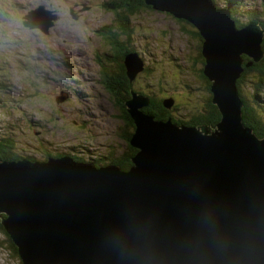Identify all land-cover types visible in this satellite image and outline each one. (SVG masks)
I'll list each match as a JSON object with an SVG mask.
<instances>
[{
    "label": "water",
    "instance_id": "95a60500",
    "mask_svg": "<svg viewBox=\"0 0 264 264\" xmlns=\"http://www.w3.org/2000/svg\"><path fill=\"white\" fill-rule=\"evenodd\" d=\"M144 1L199 32L221 119L159 120L133 92L125 105L138 151L128 170L70 156L0 161V217L22 264H264V139L243 124L235 85L263 57L262 31L256 20L234 29L213 0ZM23 18L49 34L59 16L39 6ZM143 63L125 57L129 81Z\"/></svg>",
    "mask_w": 264,
    "mask_h": 264
},
{
    "label": "rangeland",
    "instance_id": "374dc122",
    "mask_svg": "<svg viewBox=\"0 0 264 264\" xmlns=\"http://www.w3.org/2000/svg\"><path fill=\"white\" fill-rule=\"evenodd\" d=\"M94 1L104 0H89L90 3ZM239 1L215 0L219 5L216 8L222 9V14L228 17V20H234L237 25L234 29L242 28L239 24L248 22L252 7L264 9V0H242L245 4L242 11L236 10L232 13L231 8ZM86 2L0 0V9L12 13L10 19L5 17L0 23V65L5 66H0V82H3V85L0 84V133L7 134L6 137L17 143L16 150L22 157L28 155L41 158L42 155L47 159H61L63 156H59L60 153L70 154L74 148L75 153L79 155H90L93 158L96 155H107L112 158V143L119 144L121 149L128 145L124 139L125 133L118 130V126L122 125L118 109L122 99L117 100L112 91L109 92L101 86V82H105L107 77L100 71L96 61L92 60L94 53L103 49L97 48L100 46L97 38H89L93 33L92 12ZM38 5L61 14V19L53 20L56 27L50 29L51 34L47 35L49 38L38 29L24 27L23 18L20 17ZM146 6L142 11L130 16L133 44L139 46L146 55L148 50L153 55V60L148 59L152 62L149 73L137 80V94H154L157 99H175L174 105L176 102L175 106L179 105L180 108L178 118L183 121L184 118L189 120L197 113L204 112V105L209 99L213 106H217L213 102V95L208 93L205 96V88L200 89L203 82L198 73L203 63L205 68L206 59L202 50V55H198V41L189 32L195 30V27L192 24L177 23V19L172 15L150 9L147 4ZM74 14H82L81 20L76 21ZM259 16H264L262 10ZM110 20L111 15H106V23ZM195 57L199 59L198 63L194 62ZM29 64L33 70L27 67ZM72 72L80 75H73ZM126 76L128 77L127 74ZM160 76L161 85L157 84ZM255 76L253 72L247 74L239 83L241 93L248 102L247 107L254 109L256 104L252 96L260 82V78ZM240 77L236 79V87ZM81 78L83 81L76 82L75 79ZM74 83L78 89H74L77 95L83 96L79 99L69 86ZM62 91L67 93V97L57 102L56 98L62 96ZM260 93L264 97V86ZM183 94L192 101L189 102ZM147 109L150 110L149 107ZM257 109L259 116L263 118L259 117L264 126V108ZM36 121L42 122V125L35 124ZM131 123L134 126L132 130L128 126H124L123 130L129 128L134 132L136 128L133 120ZM104 143L109 147L106 148ZM129 144L131 145L130 141ZM125 151V158L129 159L132 166V157L138 150L131 157V149ZM22 160L30 161L25 158ZM5 242V236L0 233V264H22L20 258L14 257L12 251L6 249Z\"/></svg>",
    "mask_w": 264,
    "mask_h": 264
},
{
    "label": "trees",
    "instance_id": "16d2710c",
    "mask_svg": "<svg viewBox=\"0 0 264 264\" xmlns=\"http://www.w3.org/2000/svg\"><path fill=\"white\" fill-rule=\"evenodd\" d=\"M88 4L93 6V8H101L102 9V13L103 12H106L107 14H112L113 10L115 11V15H116V20L120 23V26H121V32L117 33V34H120L121 36H124V37H129L127 35V30L130 32V31H133L132 30V27H131V19L130 17H128L129 19H125L124 16L122 15L123 12H126L124 9H129L130 7V2L131 0H115L114 2H110V1H102V2H98V1H94L93 3H90L88 0H87ZM213 2L216 4L215 0H213ZM13 5L16 6L15 3H13ZM244 2L242 0H240L239 2H236L235 5L231 8V12L234 13L236 10H241L244 8ZM216 6H219L216 4ZM144 7H147L144 0H136V10L137 12L139 11H142L144 9ZM16 9L18 8L17 6L15 7ZM152 9V8H150ZM91 10V9H90ZM261 10L262 12H264V9L262 7H260V9H256L254 7L251 8V12H252V15L250 17V19L248 20V22L246 21L244 24H239L240 27H244L246 24H248L251 20H256L257 21V25L259 26L260 30L262 31V34H263V40H262V45H261V49L263 51V57L262 59L259 61V62H252L251 65L249 66H244V70L242 72V75L241 77L238 79L237 81V84H238V94L240 96V98L243 100V109H242V120H243V123L244 125H246L247 127H250L253 132L257 135V137H259L260 139H264V126H263V122H261L260 117L259 116V113H258V109L257 108H264V100L261 96V91H262V87L264 86V16H259V14L261 13ZM126 13H129V12H126ZM12 13L8 10H5V9H0V23H2V21L5 20V17H10ZM26 15V14H25ZM135 14H132L130 16H133ZM24 19V18H23ZM177 20H180V19H177ZM238 25V26H239ZM237 26V25H236ZM194 28V27H193ZM195 30H192V31H189L190 33H192V36L197 39L198 41V44H199V49H198V55L200 53L201 54V50H202V43H203V39L202 37L200 36L199 32L197 31L196 28H194ZM107 35V34H106ZM130 40V39H129ZM131 49L133 50L131 53H128V54H125L124 55V61H125V57L129 54H136L143 63V70L142 72H140L138 74L139 78L145 74H148L149 71H150V68L149 67H152V62L149 61V60H153V55L151 53V51H149L148 49V55L145 54V52H143L141 50V48L137 45H132ZM98 50V49H97ZM244 57V60H245V63L251 61L250 58H248L247 56H243ZM145 59H146V62H145ZM149 59V60H148ZM194 62L198 63L199 62V59L198 58H194ZM204 62V61H203ZM66 63V62H65ZM148 66H147V65ZM201 64V63H199ZM1 67L5 68V66L3 65H0ZM26 66V65H24ZM29 69L33 70L32 66L29 64L27 66ZM66 68V67H65ZM67 70H70V68H66ZM204 63H203V67L202 69L199 70V73H198V76L200 78V80L203 82V86L205 85V87H201L200 89L203 90V88H205L204 90L206 91L205 92V96L206 94L209 93V95H211V90H210V84L211 82L208 81L207 77L204 75ZM24 70V69H23ZM254 73L256 76L255 77H259L260 78V82L258 84L257 87H255V91L253 93V96L252 98L254 99V102L256 104V107L255 109L254 108H250V107H247L248 105V102L246 99H244L242 93H241V88H240V82H242L244 79H245V76L247 74H250V73ZM73 73V72H72ZM74 74H77V75H80L79 73H73ZM175 74V73H174ZM177 77V76H176ZM76 82H80V81H83V79H75ZM127 80L129 81V78L127 77ZM11 83H12V80H10ZM161 81V76L159 78V83L157 82V84H160ZM2 82V80H1ZM0 82V84H2ZM75 82V83H76ZM106 83L110 84V83H113L114 81L112 79H109L107 81H105ZM75 83L72 84V85H69L71 87V90L75 89V90H78L76 87H75ZM3 85V84H2ZM13 85V83H12ZM137 85V84H136ZM101 86L103 87L104 85L102 84L101 82ZM93 89V88H92ZM107 90H109V88L106 87ZM110 90L112 91V94H115V93H118V95H122L124 94V91L122 90L121 93L119 94V90L117 91H114L113 88L110 87ZM138 90L139 89H136L134 87V84L132 85L131 89L127 90L128 93V97L127 99L129 100L131 98V94L133 92L135 93H138ZM75 91H73L74 93ZM110 92V91H109ZM132 92V93H131ZM62 93H65L67 95V93L65 91H62ZM76 93V98L79 99L81 97H83L82 95H80L79 91H78V94L77 95V92ZM74 93V94H75ZM118 95H115L116 99H117V96ZM141 95L143 96H150V110L149 109H145V112L148 113V114H151L153 115L156 119H159V120H167V119H171V121H173L174 123L176 124H186V125H193V126H196V125H213L215 124L216 122H218L220 119H221V114H220V111L218 109V107L216 105L213 106V104H211V100L209 99L206 103H205V110L204 112H201V113H197L195 116H192L189 120H185L184 118V121L180 118H178L179 114V105L175 106L176 105V102H175V105L172 106V112L170 113H166L164 114V106L162 105V101L164 99H166L165 97L163 99H157L155 98V95L153 94H144V93H141ZM183 97H185L186 99H188L189 102L192 101L191 98H189L186 94H183L182 95ZM1 97V95H0ZM69 98V97H68ZM67 98V99H68ZM175 101V99H173ZM68 101V100H67ZM151 107H153V110L151 109ZM118 109H119V112H120V115L119 117H121V122H122V125L121 126H118V130H120L121 132L125 133V136H124V139L125 141L128 143V145L130 146V149H131V153H130V157L137 151L136 149H134L133 147H131V145L129 144V141H130V138L133 134V131H131L134 126L132 125L131 123V120L129 119V117H126L125 115V106L123 104V102H120V106H118ZM260 117V118H259ZM263 119V118H262ZM35 124H40L42 125V122L40 121H36ZM124 126H128L131 128V130L129 128H126V130H123ZM7 134H2L0 133V161H18V160H22V159H28L32 162L38 160L39 158H36V156H28V155H24L23 157L18 155L19 152L16 150V146H17V143L10 137H6ZM118 145L117 143H112V145ZM89 146V145H88ZM104 146L107 148L109 147L108 144H105L104 143ZM90 150V149H89ZM72 153H75V150L73 148L72 152L70 154H64V153H60L59 156H70L74 159V161H77V162H82L84 163V161H79L77 158H75ZM78 154V153H76ZM41 158L43 159V157L45 156H42L40 155ZM90 158L93 159V156H90ZM45 159H47L45 157ZM91 164H93L96 168H100L102 167V163H98V162H95L94 160H90ZM95 163V164H94ZM122 164L126 165V167H121L123 170H126L127 168H129L131 166V163L129 161L128 158H125L122 160ZM105 166V165H104ZM2 218H4V215H1L0 217V233L2 235L5 236L6 238V242L4 243L5 244V247L6 249H10L12 251V254L14 255V257L16 258H19L18 257V251H17V247L15 246V244L13 243V241L11 240L10 236L8 235L7 231L5 230L3 224H2Z\"/></svg>",
    "mask_w": 264,
    "mask_h": 264
},
{
    "label": "flooded vegetation",
    "instance_id": "af4514ba",
    "mask_svg": "<svg viewBox=\"0 0 264 264\" xmlns=\"http://www.w3.org/2000/svg\"><path fill=\"white\" fill-rule=\"evenodd\" d=\"M84 1L86 2L87 0H84ZM129 4H130L129 9H124L126 12H129V13H126V12L122 13V15L124 16L126 20L129 19L128 17H130V15L137 13L136 0H131ZM89 9H91L90 11L92 12V15H91L92 24L91 25H92V30H93V33H91L92 37L89 36V38L90 39H92L93 37L97 38L98 45H100L97 48L103 49V50L97 51V53H94V57L92 58V60L96 61V63L99 65L100 71L107 77L106 81L109 79H112L114 81L113 83H110V84L102 81V84L104 85L103 87L105 89L107 87L109 88L108 91H111L110 90V87H111L113 88L114 91L119 90V94L121 93L122 90L124 91V94L122 95L121 94L118 95V93H115L112 95L113 96L118 95L117 100L122 99V101L120 102H123L125 106V115L126 117H129L127 114L126 105H125L126 102L128 101L127 99L128 94H130L127 92V90L128 89L130 90L133 84L135 87L139 76H137L136 79H134L133 81L127 80L126 68H125L123 57L125 54L131 53L133 51L131 49L133 45V42H132L133 31L129 32L127 30V35L130 36L129 37L130 40H129L128 37H124V36H121L120 34H117L118 32L119 33L121 32V26H120V23L116 20V15L113 14V12L112 14H110L111 15L110 22L106 23V15H109V14H107L106 12H103V14H101L102 13L101 8H93V6L91 5ZM58 15H59V18L61 19V14H58ZM81 18H82V14L76 15L75 20L80 21ZM176 22L191 25L190 23H187L184 20H177ZM54 27H56V25ZM38 31L40 30L38 29ZM50 34L51 32L49 34H44V35L46 36V38H49L47 35H50ZM95 49L96 48H94V50ZM151 109L153 110V107H151ZM172 111H173L172 108L171 109L164 108V114L170 113ZM112 147H114L113 149L114 155L113 153L110 154L112 158H108L107 155H96L94 156L93 159H90L89 158L90 155L88 156L79 155L76 153H72V155L75 158H77L79 161H84V163H93V162H90V160H94L95 162L102 163L103 166L104 165L105 166L117 165L119 167H126V165L122 164V160L125 159V155L127 154L125 149H127L128 151L130 150L129 146L127 145L125 148L121 149L119 144L118 145L114 144L112 145Z\"/></svg>",
    "mask_w": 264,
    "mask_h": 264
},
{
    "label": "bare ground",
    "instance_id": "6f19581e",
    "mask_svg": "<svg viewBox=\"0 0 264 264\" xmlns=\"http://www.w3.org/2000/svg\"><path fill=\"white\" fill-rule=\"evenodd\" d=\"M88 5H89V4H88ZM39 6H40V5H38L37 7H39ZM37 7H36V8H37ZM31 10H33V9H31ZM31 10H30V11H31ZM27 14H28V12H27ZM229 15H230V14H229ZM20 17L23 18L24 15H23V16L21 15ZM227 18H228V17H227ZM6 19H10V17H6ZM23 20H24V19H23ZM230 21H231V20H230ZM22 22H23V21H22ZM24 27H26V26L24 25ZM1 29H4V28H1ZM72 48H73V47H72ZM67 50H68V49H67ZM67 50H65V52H66ZM57 57H59V56H57ZM82 60H83V59H82ZM84 62L86 63V59L84 60ZM49 68H50V67H49ZM50 69H51V68H50ZM66 70H67V69H66ZM73 91H75V90L73 89L72 92H73ZM242 122H243V120H242ZM243 124H244V123H243ZM245 126H246V125H245ZM246 127H247V126H246ZM89 158H90V157H89ZM90 159H92V158H90ZM45 160H47V159H43V160H42V158H39V159L36 160V161H40V162H41V161H45ZM90 162H91V161H90ZM112 164H113V163H112Z\"/></svg>",
    "mask_w": 264,
    "mask_h": 264
},
{
    "label": "clouds",
    "instance_id": "9594fccd",
    "mask_svg": "<svg viewBox=\"0 0 264 264\" xmlns=\"http://www.w3.org/2000/svg\"><path fill=\"white\" fill-rule=\"evenodd\" d=\"M117 166V165H116Z\"/></svg>",
    "mask_w": 264,
    "mask_h": 264
}]
</instances>
